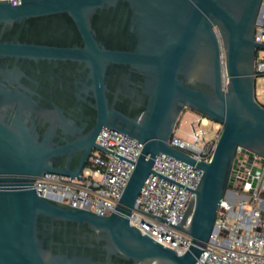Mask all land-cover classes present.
<instances>
[{
    "label": "water",
    "instance_id": "obj_1",
    "mask_svg": "<svg viewBox=\"0 0 264 264\" xmlns=\"http://www.w3.org/2000/svg\"><path fill=\"white\" fill-rule=\"evenodd\" d=\"M264 0H0V264H196L238 152L264 162L255 40ZM225 72V74H224ZM191 109L223 128L210 160L173 146ZM103 127L143 143L109 214L33 187L46 172L82 177ZM202 170L177 229L188 250L130 223L154 158ZM159 219L165 220L163 217Z\"/></svg>",
    "mask_w": 264,
    "mask_h": 264
},
{
    "label": "built area",
    "instance_id": "obj_2",
    "mask_svg": "<svg viewBox=\"0 0 264 264\" xmlns=\"http://www.w3.org/2000/svg\"><path fill=\"white\" fill-rule=\"evenodd\" d=\"M8 1L13 5L21 2ZM255 40L264 43V4L256 23ZM254 66L256 82L259 78L264 82V49H257ZM255 90L256 99L264 105V91L257 90L256 84ZM209 124L210 119L200 114L192 122L191 139L175 130L169 142L197 160H210L223 125L216 122L214 129H205ZM97 142L110 152L94 149L82 177L46 172L36 177L33 187L42 196L71 206L111 213L135 168L143 143L108 127L101 129ZM236 157L233 186L228 199L221 202L216 228L196 264H264V162L255 153L250 166H246L249 154L238 152ZM153 169L156 173L145 180L136 208L129 216L130 223L163 245L184 253L192 238L172 223L184 216L193 196L190 189L199 184L202 170L163 152L154 158Z\"/></svg>",
    "mask_w": 264,
    "mask_h": 264
},
{
    "label": "rangeland",
    "instance_id": "obj_3",
    "mask_svg": "<svg viewBox=\"0 0 264 264\" xmlns=\"http://www.w3.org/2000/svg\"><path fill=\"white\" fill-rule=\"evenodd\" d=\"M256 87H257V90L264 91V82L262 81V79H260V78L257 79ZM199 115H200L199 113H197L191 109H186L181 115V119L179 121L176 132L179 135H182V136L187 137L188 139H191L192 138L191 137L192 122L194 120H196L199 117ZM216 122L217 121L210 119V124L208 126H206L205 129H207V130L214 129ZM224 233L225 232H223V234Z\"/></svg>",
    "mask_w": 264,
    "mask_h": 264
}]
</instances>
